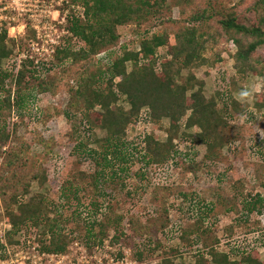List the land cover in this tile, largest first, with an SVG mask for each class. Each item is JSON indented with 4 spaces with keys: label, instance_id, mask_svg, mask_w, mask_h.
<instances>
[{
    "label": "trees",
    "instance_id": "1",
    "mask_svg": "<svg viewBox=\"0 0 264 264\" xmlns=\"http://www.w3.org/2000/svg\"><path fill=\"white\" fill-rule=\"evenodd\" d=\"M182 1L189 3L192 0H73L72 4L81 6L83 11L77 13L70 9L66 13V30L71 40L55 47L52 61L53 67H57L62 75L60 80L44 79L53 68L44 74L46 66L36 65L38 57L31 56L33 53L22 60L18 73L12 75L4 67V61L13 55L16 42L7 29L0 32V93L6 94L4 100H0L2 146L10 139L7 109L13 105L20 108L27 103L28 97L23 91L29 88L28 78L38 81V92L49 93L62 86L65 77L71 95L66 116L77 119L80 114L79 123L88 139H93L96 129L106 132L104 137L94 136L96 146L93 148L89 149L85 142L78 143L76 151L87 154L95 162V170L75 173L68 188L61 192L62 199L66 200L78 198L81 190L95 196L90 204L95 217L85 226L87 237L96 243H103L111 230H115L116 240L124 235L120 228L123 217L113 215L111 206L104 207L102 203L112 197L108 190L110 183L126 185L130 179L133 187L132 181L137 178L147 182L153 168L164 165L169 171L177 162L186 172H197L200 164L181 149L186 142L192 147L204 145L207 150L205 160L210 164L220 160L224 148L231 143L228 133L235 125L227 113L240 112L242 105L233 92L219 91V98L206 95L205 81L197 77L195 70L217 66L222 59L209 56V50L222 42L235 45L236 74L230 78L232 91L238 83V75L264 79V0H252L249 6L256 11V20L250 23L244 21L239 5L231 7L227 0H208L189 17L176 19L172 5L182 4ZM129 25L139 35L137 47L123 46L118 52L116 49L123 36L119 28ZM73 38L81 41L83 46L74 47L71 44ZM104 53H108L107 60L100 58ZM184 70H188L185 77L182 75ZM9 84L18 94L14 104V89L8 87ZM122 98L129 108L119 104ZM254 107L257 112H264V92ZM74 111L76 113L72 114ZM144 111L153 128L164 119L169 120L165 140L153 133L130 134L129 130L139 122ZM5 154L0 165V201L3 217L11 225L7 240L12 243L19 232L35 228L42 254H65L74 237L65 229L68 219L63 207L49 202L42 192L28 197L32 181L44 178L45 174L27 172L29 149H11ZM135 163L140 167L132 173L130 169ZM256 175L264 187V172L258 171ZM146 182L134 183V190L138 193L141 189L138 194L148 191L154 183ZM165 189L164 185H154L156 207L148 217L129 219L132 242L143 239L150 246L155 244L154 248L139 249V259L145 258V251L162 247L161 238L172 224L168 199L162 198ZM238 201L244 218L264 214V193H248L238 197ZM205 207L209 211L198 209L195 223L180 230L184 243L202 249L192 264H264L261 254L264 234L248 250L236 253L221 250L220 238L212 237L213 229L205 225L211 210L209 205ZM99 214L101 217L98 218ZM232 233L231 228L230 235ZM157 264L181 263L166 256Z\"/></svg>",
    "mask_w": 264,
    "mask_h": 264
},
{
    "label": "rangeland",
    "instance_id": "2",
    "mask_svg": "<svg viewBox=\"0 0 264 264\" xmlns=\"http://www.w3.org/2000/svg\"><path fill=\"white\" fill-rule=\"evenodd\" d=\"M72 1L0 0V29L1 31L7 29L10 37L16 42L13 55L4 61V67L12 75L18 73L22 60L33 53L31 56L38 57L35 64L46 66V69H43L44 74L49 68H53L44 79L49 81L61 79L62 75L52 64L54 49L57 45L71 40L66 30V13L70 9L77 13L83 11L81 6L72 4ZM207 2L208 0H192L189 3L183 1L182 4L173 3V17L187 18ZM251 2L252 0H227L231 7L239 5L246 23L256 20V11L249 6ZM133 28L132 25L119 28L123 36L116 49L118 52L123 46L137 47L139 35ZM71 44L74 47L83 46V43L75 38ZM235 51L234 44L222 42L208 52L209 56L222 58L219 64L195 70L197 77L205 81V93L208 97L219 98V91L233 92L242 105L240 112L227 113V117L235 126L231 133H228L231 143L224 148L221 159L216 163H206V147L204 145L192 147L186 142V146L183 145L181 149L190 153V158L200 164L201 168L197 172H186L177 162L173 171L166 170L164 165L153 168L148 174L147 182L146 179L139 178L132 181L137 185L145 182L164 185L166 189L162 193V198L168 199L171 208L172 224L161 238L162 247L155 251H145V258L142 259H139L137 251L154 248L155 244L152 243L150 246V243L143 239L132 242L129 219L148 217L155 209L154 185L148 188V191L138 194L141 189H138L137 193L133 188L135 184L132 183L134 185L132 187L129 183L130 179L126 185L110 183L108 190L112 192V197L102 203L105 204L104 207L111 206L113 215L123 217L120 228L124 235L116 240L115 230H111L110 236L101 244L90 240L85 225L95 217L94 209L90 206L95 196L81 190L78 198L64 200L61 192L68 188L75 173L79 171L90 173L95 170V162L82 151L81 153L76 151L78 143L82 141L89 145V149L93 148L96 146L94 136L104 137L106 132L96 129L93 132V139L92 137L88 139L82 123H79L80 114L77 119L66 116L71 95L65 77L63 85L57 86L55 92L49 93L38 92V81L28 78L29 88L23 91L28 97L27 103L20 108L13 105L10 110L7 109L10 139L6 146L0 144V165L4 161L5 153L11 149H29L30 166L27 172L42 173L45 177L32 181L31 194L28 197L42 192L49 198V202L61 205L64 216L68 219L65 229L74 239L63 255L42 254L37 240L38 230L35 228L19 232L12 243H9L6 235L11 230V225L3 217V206L0 201V264H157L166 256L173 258L177 263L192 264L202 249L184 243L180 237V230L195 223L198 209L209 211L205 207L208 205L211 210L205 225L213 229L212 237L220 238L221 250H232L236 253L254 247L259 237L264 234V214L244 218L240 212L241 204L238 197H244L248 193H264V187L256 178V172H264V112H257L254 107L259 95L264 92V79L260 76L238 75V83L232 91L230 78L236 74L233 59ZM106 54L108 53L100 55V58L107 60ZM187 74L188 70H184L182 75L185 77ZM8 87L14 89L12 93L14 104L18 94L14 86L9 84ZM245 92L247 95H242ZM5 95L0 93V100H4ZM119 104L129 108L124 98ZM75 113L76 111L72 112ZM168 128L169 120L164 119L154 128L147 123H137L129 132L133 136L153 133L159 135L161 140H165ZM139 167V164L135 163L131 166L130 172H137ZM231 228L233 235H230ZM261 254L264 259V250Z\"/></svg>",
    "mask_w": 264,
    "mask_h": 264
},
{
    "label": "built area",
    "instance_id": "3",
    "mask_svg": "<svg viewBox=\"0 0 264 264\" xmlns=\"http://www.w3.org/2000/svg\"><path fill=\"white\" fill-rule=\"evenodd\" d=\"M0 32H2L1 29H0ZM138 123H139V124H144V123L150 124L149 119H148V115H147V113H146L145 111H144V113L141 115V117H140ZM170 166H171V165H170ZM168 168H169V167H167L166 170H168ZM171 169H173V166L170 168V170H171Z\"/></svg>",
    "mask_w": 264,
    "mask_h": 264
},
{
    "label": "clouds",
    "instance_id": "4",
    "mask_svg": "<svg viewBox=\"0 0 264 264\" xmlns=\"http://www.w3.org/2000/svg\"><path fill=\"white\" fill-rule=\"evenodd\" d=\"M242 95H247V93L245 92V93H242Z\"/></svg>",
    "mask_w": 264,
    "mask_h": 264
}]
</instances>
